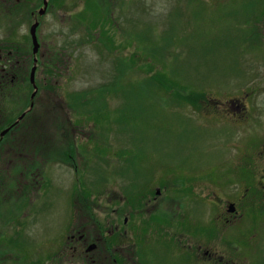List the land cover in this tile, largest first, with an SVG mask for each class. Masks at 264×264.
Instances as JSON below:
<instances>
[{
  "label": "rangeland",
  "instance_id": "rangeland-1",
  "mask_svg": "<svg viewBox=\"0 0 264 264\" xmlns=\"http://www.w3.org/2000/svg\"><path fill=\"white\" fill-rule=\"evenodd\" d=\"M41 3L2 0L0 36L30 44L28 16ZM44 15L35 107L0 147V264H70L61 255L62 235L75 228L74 201L86 233L95 235V214L112 213L101 204L122 211L124 194L138 201L169 184L170 198L177 196L172 186L195 190L200 181L193 177L217 190V180L230 177L236 149L255 147L245 140L252 125L264 130V0H53ZM100 34L105 42L96 41ZM42 53L66 60L46 83ZM124 55L125 66L115 62ZM9 89L1 110L13 122L28 109L32 88L19 80ZM234 100L250 115L228 135L229 117L217 106L228 109ZM73 135L87 150L77 180L58 160L46 162L63 160L60 144L66 139L72 149ZM67 155L75 162L73 152ZM74 180L86 193L88 181L82 203ZM260 222L264 244V217ZM253 258L264 264V255Z\"/></svg>",
  "mask_w": 264,
  "mask_h": 264
},
{
  "label": "flooded vegetation",
  "instance_id": "flooded-vegetation-1",
  "mask_svg": "<svg viewBox=\"0 0 264 264\" xmlns=\"http://www.w3.org/2000/svg\"><path fill=\"white\" fill-rule=\"evenodd\" d=\"M28 17L33 23L36 11L31 10ZM39 28L40 22L36 31L38 51L41 50V38H45L39 35ZM13 29L10 33L20 40L21 35ZM3 38L0 36V127L9 128L8 135L21 120L14 124L11 116L4 118L2 102L6 100L14 82L19 83L20 80L29 83V72L34 66L35 55L30 38V44ZM46 55L42 53L39 59L42 74L45 75L44 83L51 65L60 66L65 63L61 61L60 64L56 58L49 59ZM230 102L232 105L228 109L217 106L220 109L217 113L227 115V128H234L242 123V118L249 115L243 112L245 107L238 101ZM32 103L34 107L35 101ZM4 112L9 113L6 109ZM245 140L256 144L255 147L243 151L242 148L236 149L230 165V177L222 176L217 192L210 190L207 186L209 182L200 181L195 190L190 187L191 184L178 187L180 193L172 187L177 196L165 198L168 194L166 192L164 197L161 193L159 198L148 197L142 208L129 210L122 218L112 207L113 214L104 217L107 222L102 223L108 226L106 233L87 234L79 209L74 203L75 228L64 234L65 244L68 245L64 253H71V262L78 264H108V255H112L113 264H256L254 254L264 255L259 237V222L264 217V130L254 124L250 136H246ZM18 157L21 156H12L13 159ZM226 183L230 184L228 189L221 192L222 185ZM192 202H196V206ZM174 203L177 206H173ZM160 206L162 209L157 210ZM142 212L148 213V216ZM157 260L162 262L158 263Z\"/></svg>",
  "mask_w": 264,
  "mask_h": 264
},
{
  "label": "water",
  "instance_id": "water-1",
  "mask_svg": "<svg viewBox=\"0 0 264 264\" xmlns=\"http://www.w3.org/2000/svg\"><path fill=\"white\" fill-rule=\"evenodd\" d=\"M44 5H46V2H44ZM35 27H36V25L33 26V27L31 28V33H32L33 36H34V32H35ZM34 38H35V36H34ZM34 44H35V50H36V49H37V42L34 41ZM33 73H34V72H33ZM33 73L31 74V76H32V80H33ZM5 133H6V131L2 132V133L0 134V136L2 137Z\"/></svg>",
  "mask_w": 264,
  "mask_h": 264
}]
</instances>
